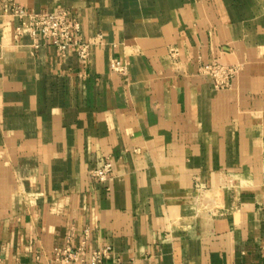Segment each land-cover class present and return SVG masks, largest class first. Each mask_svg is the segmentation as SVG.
Instances as JSON below:
<instances>
[{
  "label": "crops",
  "instance_id": "0c3cea01",
  "mask_svg": "<svg viewBox=\"0 0 264 264\" xmlns=\"http://www.w3.org/2000/svg\"><path fill=\"white\" fill-rule=\"evenodd\" d=\"M12 4L70 11L87 63L16 38ZM86 235L104 264H264V0H0V264Z\"/></svg>",
  "mask_w": 264,
  "mask_h": 264
},
{
  "label": "built area",
  "instance_id": "2783aa9c",
  "mask_svg": "<svg viewBox=\"0 0 264 264\" xmlns=\"http://www.w3.org/2000/svg\"><path fill=\"white\" fill-rule=\"evenodd\" d=\"M8 14L18 20L16 38L31 37L35 40V48H39L42 41L57 49L63 57L74 50L84 65L89 60L92 43L84 39L80 23L70 11L56 9L36 14L12 4ZM112 69L124 71L118 62L112 64ZM200 71L211 79L216 89H230L238 74V67L213 62L202 65ZM112 171L113 165L107 161L92 176L97 182L105 183ZM87 240L86 235L77 247H73L71 240H68L65 248L56 249L52 264H104L112 256L113 248L110 245L88 250Z\"/></svg>",
  "mask_w": 264,
  "mask_h": 264
}]
</instances>
